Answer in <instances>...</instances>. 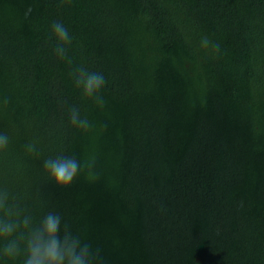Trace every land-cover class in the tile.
<instances>
[{"label": "trees", "instance_id": "trees-1", "mask_svg": "<svg viewBox=\"0 0 264 264\" xmlns=\"http://www.w3.org/2000/svg\"><path fill=\"white\" fill-rule=\"evenodd\" d=\"M77 64L105 75L103 110ZM0 132V191L59 212L97 264H264V0H0ZM65 155L85 167L56 187L43 161Z\"/></svg>", "mask_w": 264, "mask_h": 264}, {"label": "clouds", "instance_id": "clouds-1", "mask_svg": "<svg viewBox=\"0 0 264 264\" xmlns=\"http://www.w3.org/2000/svg\"><path fill=\"white\" fill-rule=\"evenodd\" d=\"M217 35L222 39L224 33L220 31ZM48 43L58 60L73 63L69 54L73 36L63 22L51 23ZM209 44L206 37L202 38V47ZM69 77L83 103L104 109L103 90L107 81L102 72L77 64L71 68ZM67 116L69 125L79 131L87 132L93 127L87 112L80 107L70 105ZM9 141V135L0 132V148ZM26 148L28 152L35 151L34 144ZM84 167V163L69 155L48 157L43 161V169L56 187L71 185ZM88 167L90 169L91 165ZM89 178H93L91 171ZM0 264H97V255L93 244L74 230L59 212L50 210L42 217H34L6 192L0 191Z\"/></svg>", "mask_w": 264, "mask_h": 264}]
</instances>
